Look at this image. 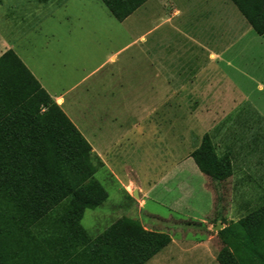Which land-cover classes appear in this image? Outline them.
I'll use <instances>...</instances> for the list:
<instances>
[{
  "label": "rangeland",
  "instance_id": "obj_1",
  "mask_svg": "<svg viewBox=\"0 0 264 264\" xmlns=\"http://www.w3.org/2000/svg\"><path fill=\"white\" fill-rule=\"evenodd\" d=\"M26 1L3 0L5 8ZM66 1L41 31L19 35L22 38L15 45L31 64L44 66L55 92L74 87L68 98L86 93L89 87L90 100H66L62 108L83 135L102 136L110 144L121 136L107 154L108 168L103 166L95 174L109 198L86 210L82 225L97 236L119 219L132 218L147 230L178 241L203 242L194 251L191 245L190 250H172V254L165 247L147 264L215 263L213 257L224 247L218 232L264 203V35L253 31L230 0H149L124 23L113 18L100 0ZM208 11H216L218 39H227L221 33L231 24L233 49L228 57H217V83L209 88L203 82L200 99L169 100L168 114L158 112L146 121L145 100L130 104L124 89L102 83L113 63L92 73L110 53L152 28L155 44L168 35L171 69L176 70L173 51L183 38L170 25L183 29L187 22L198 32L200 18L193 16ZM225 12L227 24L219 19ZM205 134L218 156L231 159L232 174L225 180L207 177L191 158ZM130 183L141 190L135 186L125 190ZM219 224L222 227L216 229ZM194 255L196 260L200 255V263Z\"/></svg>",
  "mask_w": 264,
  "mask_h": 264
},
{
  "label": "trees",
  "instance_id": "obj_2",
  "mask_svg": "<svg viewBox=\"0 0 264 264\" xmlns=\"http://www.w3.org/2000/svg\"><path fill=\"white\" fill-rule=\"evenodd\" d=\"M100 1L123 22L149 0ZM230 1L264 35V0ZM5 65L33 87L31 100H0V264H146L172 238L127 217L97 236L88 233L86 210L109 198L95 177L104 165L13 50L0 57ZM8 89L0 87V97ZM191 158L214 181L232 174L229 155L218 156L208 134ZM218 234L224 243L219 264H264V203Z\"/></svg>",
  "mask_w": 264,
  "mask_h": 264
},
{
  "label": "crops",
  "instance_id": "obj_3",
  "mask_svg": "<svg viewBox=\"0 0 264 264\" xmlns=\"http://www.w3.org/2000/svg\"><path fill=\"white\" fill-rule=\"evenodd\" d=\"M66 3V0H27L22 6L9 4L5 8L6 4H4L3 0H0V57L8 50H13L61 108L66 105V100H90L86 97L89 87L86 93L68 98V93L74 87L69 92H55L50 87L48 74L44 66L40 62H37V65L31 64L26 56L17 51L15 41L20 40L26 33L41 31L45 22L51 21L56 16L58 7L64 6ZM48 5L51 7L48 8ZM205 14L201 13L193 16V18H200V21L196 24L198 32L190 29L187 22L183 29H177L170 25L174 31L178 30L180 37L183 38V42H179L177 49L173 51V54L177 57L176 70L171 69V62H174V60H172L173 58L171 59V51L168 48V35L160 36L155 44L154 38L152 39L155 29L152 28L146 34L133 39L117 51L110 53L108 58L92 73L100 72L107 63H113L115 66L109 70L108 77L102 79V83H106L109 87L114 83L113 87L117 86L124 89L127 95L126 100H129L130 104L132 100H134V104L136 100H145L146 109L144 114L146 121L154 119L158 112H161V115L168 114L169 100L200 99L201 91L199 88H201L200 85L203 82L207 83L209 88H212L217 83V57H228L233 49V39H230V36L233 37L231 24L229 23V28L226 26L225 32L221 33L225 34V36L227 35V39L222 38L223 36L218 39L217 25L219 20L217 19L216 11L211 13L208 11ZM131 17L132 15L125 19L124 22L131 20ZM190 17L188 16V18ZM228 18L229 15L225 12L224 17L219 18L221 19L220 23L226 22L227 24ZM165 22L170 24V18H167ZM19 35L22 36L18 37ZM184 57L189 59L183 60ZM13 70L12 67L6 65L0 67V87L6 84L9 88V96L7 98L0 97V100H31V96L28 94L33 87L32 82L25 75H17ZM84 80L85 78L81 81ZM142 89L144 93L141 91ZM166 106L167 109H165ZM166 110L167 112L165 113ZM67 116L73 122V119L69 115ZM165 120H168V115ZM83 136L91 144L93 151L100 158L104 167L108 168L107 154L113 145L115 146L120 142L118 139L121 136L115 137L113 140L115 143L113 142L112 144L105 142L102 136L97 137V139L94 138V135L90 139L85 134ZM132 186L135 185L130 183L125 190ZM135 187L141 190L139 186ZM202 243L178 241L172 238L171 244L165 249H169L166 253L172 254V250H179V252L184 249L190 250L192 245L194 251V249H199ZM194 258L196 262H201L200 255L197 256V260L196 255H194ZM213 260L215 263L210 260V264L217 263L215 257H213Z\"/></svg>",
  "mask_w": 264,
  "mask_h": 264
},
{
  "label": "water",
  "instance_id": "obj_4",
  "mask_svg": "<svg viewBox=\"0 0 264 264\" xmlns=\"http://www.w3.org/2000/svg\"><path fill=\"white\" fill-rule=\"evenodd\" d=\"M135 196H138V192H135ZM222 227V224H219V226L216 227V229H220Z\"/></svg>",
  "mask_w": 264,
  "mask_h": 264
}]
</instances>
